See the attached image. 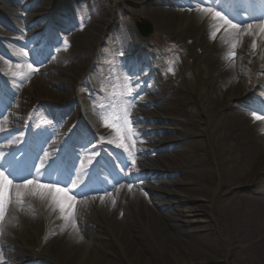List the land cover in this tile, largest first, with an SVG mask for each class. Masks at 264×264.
<instances>
[{
    "label": "bare ground",
    "instance_id": "6f19581e",
    "mask_svg": "<svg viewBox=\"0 0 264 264\" xmlns=\"http://www.w3.org/2000/svg\"><path fill=\"white\" fill-rule=\"evenodd\" d=\"M19 1L24 4V0H0V98L8 102L19 100L26 92L25 85L21 83L27 79L36 95V102L26 116L19 114V119H13V115L0 107V128L5 125L4 122H8V118L9 124L16 125L13 141L18 138L20 129L25 128L30 132L29 139L22 140L12 155L8 153L14 146L0 147V154L6 155L3 163L7 167L4 171L10 172V177L16 180L25 169L33 172L34 162L44 160L46 153L48 159L54 162V169L60 174L59 180L54 183L59 181V187L67 189L68 195L76 197L77 228L72 227L71 221L61 219L59 211H53V206L47 199L26 197L19 203L13 197L5 219L0 224V256L3 258L0 264H20L21 259L26 257L25 252H29L28 260L34 259V262L39 261L41 264L188 263L184 253L193 252L192 246L185 242L176 222L182 217L185 223H191L211 211L210 205L189 206L190 202L184 196L185 190L198 180L189 170L215 167H219L220 171L225 170L221 169L223 162L218 155H215L212 163L193 159L186 154V145L191 144L194 134L198 133L193 130V126L204 125L203 132L206 134L211 115L216 119L212 128L224 132L223 136L216 139L225 138L233 144V149L228 151L233 155L234 167L228 182L222 183L219 197L234 201V223L236 226L244 225L243 230L235 232L237 238L234 249L251 251L256 264H264V234L261 236L264 233V119H255L253 116L255 113L264 117V37L247 35L245 24L239 30H230L224 26L213 39L211 34L222 21L214 20L211 13L203 11L209 7V0L203 4L198 0H178L177 4L173 0H137L142 3L143 9H137L136 12L127 7L123 9L121 5L130 17L148 14L149 19L164 32L182 30L184 38L193 41L191 51L196 56L192 84L196 87L197 82V89L201 93L194 104L185 102L187 108L184 116L168 117L159 112L165 111V99L173 92L184 94V90L171 75L170 85L166 87L165 78L161 76L163 65L145 62L142 54L137 51L144 41L143 37L134 35L131 30L121 29V15L117 7H105L101 12L89 6V3L96 0H79L82 5L84 3L87 6L86 9L77 8L73 0H61L63 12H57V28L51 33L57 36L62 30L66 33L68 31L67 35L75 46H79L80 39L70 27L72 12L76 15L83 13L88 18V26L93 29V42L88 50L75 54L74 66H86L89 71L83 74L81 80L87 81L92 87L98 86L100 81L104 84L108 80L116 86V96L123 103V113H130L136 136L141 134L135 143L137 163L126 166L118 162L120 153L116 145L101 140L108 132L101 127L97 116L88 114L89 110L85 105L81 108L80 122L70 136L64 155L60 156L57 150L66 143L65 132L50 134V138L36 136L37 125L44 115L55 117L60 112L59 108L62 110L64 102L67 103L71 98V94L68 95L63 89L66 86L65 77L57 74H68L69 70L62 68L68 62L72 63V60L61 52H55V49L54 52L53 49L47 50V54L44 51L42 58H39L37 50L27 48L25 42L36 38L38 32H29L26 28L30 26V19L18 18ZM119 1L122 4L131 3L132 0ZM230 1L219 0L218 5L211 4L226 12L228 9L233 10ZM255 1L264 4V0ZM8 4H12L13 8L8 7ZM193 7L196 8L194 14L187 12ZM50 17L51 14L41 16L48 20ZM4 28L15 32L24 30L23 40H16L17 46L9 43L11 38L2 30ZM67 35L62 36L69 38ZM254 39L257 43L255 50L251 47ZM233 42L236 43V56L231 60L228 53L233 50ZM179 50L185 51V47L178 45L176 51ZM120 53L128 54L126 61L116 58ZM157 56H160L159 52ZM5 59L22 64V79L1 72L2 61ZM39 59L47 64L34 72L37 75L29 74L24 62L37 65ZM107 67L115 70L111 77L106 72ZM140 71L143 76L135 78L134 75ZM101 75L103 76L99 79ZM142 84L148 94L159 95V99L141 97L139 90ZM128 88L133 89L135 99L128 95ZM91 94L96 102L102 101L94 92ZM194 94L197 95V92L194 91ZM50 101H56L58 107L51 106ZM70 105H74L73 102ZM142 105L149 109L137 107ZM71 109L73 108H68V111L71 112ZM50 111L55 112L47 115ZM68 111H63V114ZM3 115H8V118L2 120ZM55 118L63 129L66 128L67 119ZM87 121L92 125V138L85 130ZM22 125L24 127L21 128ZM52 138L56 141L54 147L48 144ZM96 140L100 141V146L95 147ZM8 141L9 139L6 144ZM30 141H34L36 145L31 146ZM93 150L100 154V162L114 175L110 176L114 178V183H104L106 191L100 202L96 198L83 199L80 193L84 182L81 174L86 176V156ZM122 153L134 156L123 149ZM153 153L159 154L160 159L150 163L147 156ZM19 154H23L20 161ZM72 157L74 161L78 158L79 165L74 161L67 162ZM91 169L95 172L98 167ZM146 169L150 171H145ZM34 176L43 183H51L49 175L42 177L39 173ZM138 180L145 182L144 189L147 193L134 189L133 186L129 190V182ZM120 181L124 183L118 185ZM59 195L63 197L65 194ZM164 199L166 203L159 208V200ZM81 236L83 239H80ZM110 239L117 244L118 252L110 250ZM189 260L194 264V258Z\"/></svg>",
    "mask_w": 264,
    "mask_h": 264
},
{
    "label": "rangeland",
    "instance_id": "374dc122",
    "mask_svg": "<svg viewBox=\"0 0 264 264\" xmlns=\"http://www.w3.org/2000/svg\"><path fill=\"white\" fill-rule=\"evenodd\" d=\"M36 1L37 0H24V4L19 1L17 3H19L18 5L20 9L17 8V10L19 11V19L24 18L25 20H31L30 26L26 27L29 32H38L36 38L30 40L29 42H25L27 48L40 50L45 45V30L50 29V27L53 25L52 19H42L41 16H48V14H50L51 12V8L56 7L58 4L60 5L58 8V12L62 13L63 11L61 10V8L64 6L62 2H60V0H40L35 4V6H33ZM173 1L174 4L178 2V0ZM73 3H76L77 8L79 9L80 7H82L81 3L78 0H73ZM8 5V7L13 8L12 4ZM20 5H24V7ZM114 5L117 7L121 15L119 25L122 30H131L133 31L134 35H139L136 26V23L138 21L145 19L151 24L153 31L150 36L146 38L144 37L145 42L140 45L139 51L143 54L145 61L152 63H162L163 70L161 71V76L165 78L164 82L167 85L166 87L170 85L169 76L171 75L176 81V83L184 90V94L173 92L172 95L168 96L164 101L167 104V106H165L164 108L165 111L160 110L159 112L168 117H177V115L184 116L185 110L187 108L185 102L194 104V102H196L198 96H200L201 93V91L197 89L198 85L195 78L194 80L196 82V87H194L192 84V74L195 71L194 57L196 56V54L191 51L193 41L185 39L182 30H177L174 33L164 32L149 19L148 14L141 13L138 17H130V15L127 14L126 11L123 9L127 7L133 12H136L137 9H143L141 7L142 3L137 0H132L131 3L123 2L122 4L119 0H97V3L90 4V7L97 6L96 9L98 11H104L103 9L105 7L112 8ZM121 5H123V9L122 7H120ZM194 11L195 8L191 9L190 12L193 13ZM65 12L67 13L66 10ZM87 19L88 18L84 16L83 13L76 15L72 12L70 27L71 31L75 32L80 39L79 46H75L74 42L70 39V36L67 35L68 31L67 33H65L66 31L62 33L67 35L69 38L62 39L56 44L57 48L59 49V52H61L62 55L68 56L72 60V63L68 62V64L62 68L63 70L68 69V74H57V76L65 77L66 86H63V89L64 92L68 93V95L71 94V98L67 103L64 102L65 104H63L62 106V110L59 108L60 112L55 117L67 119V126L63 129L62 124L58 122L57 118L51 120L50 117L44 115V118L39 122V124H41V128L39 129L38 133L41 136H44L46 133H49L45 127L50 126L53 123L52 127H50V130L53 132V134L58 135L61 134V132H65L66 134L64 135L68 139L69 134L72 132L74 126L79 122V118L81 116L80 107L85 105L89 110L88 114L97 116V118L101 122V126L108 131L109 135L107 140H110L109 142L116 143L123 150L129 151L131 154H133L134 156L130 158V161H132V159L134 158L135 163H137L136 157L138 156L136 154V147L132 145V139L128 138L129 134L127 133V131H124L123 133L124 146H121V138L117 135L116 131L110 126L113 123L122 126L125 124L124 118L126 115L123 114V105L119 96L116 97L118 92L116 91V86L113 84H99L98 86H96L95 90L99 92V94H103V101H101V103H98L94 99H92L91 89L90 85H88V82H83L81 80L83 74L85 72H88L89 70L83 64L74 66L73 62L75 54L80 51L83 52L88 50V47H90L93 42V29L92 27L88 26ZM2 30L7 33L11 38V41L9 43L15 46H17L15 43L16 40H23L22 38H24V30H22L23 32H15L7 28H4ZM148 39L150 41H148ZM65 40L68 41L67 44L64 43ZM178 45H183L185 47V51H176ZM155 52H159L160 56H154ZM126 54L127 53H125L124 56H121L120 53L118 54V57L116 56V58H124L126 57ZM75 61L78 62L79 60ZM30 64L31 63L27 61L24 62V67H26V70L29 74L35 72L29 69L28 65ZM42 65L43 64H37L32 66L34 69H41ZM21 67L22 64H18V62H12L11 60H3L1 65V72L5 74L9 73L17 78L22 79L24 76V71L21 70ZM169 68L174 69V73L169 71ZM106 70L109 71L110 67H108ZM113 71L114 70H112V72ZM34 74L37 75L36 73ZM101 77L102 75L99 78L101 79ZM43 83L44 80L41 81V84ZM21 84L23 86L25 85L26 92L23 96L18 98L19 100L12 103V111L14 112L12 114L13 119H19V114H22V117L26 116L32 110L36 102V95L31 89V87H29L27 79L23 80ZM189 87L190 89H188ZM194 91L197 92V95L194 94ZM60 92L61 91H58V93ZM141 97H152L156 100L159 99V95H150L146 90L141 91ZM57 102L60 101L58 100ZM57 102L55 101L54 103V101H50V105L54 108H57ZM72 102L74 105H70L72 104ZM2 103L3 107L8 108L9 111L11 110L10 104H8L7 102ZM47 104L49 105V103ZM140 107L141 109H149V107L146 106ZM68 108H73L71 109V112L73 114H70L71 112L68 111ZM63 111H68V113L63 114ZM53 112L55 111H50L47 115ZM175 112L178 114H176ZM3 117L4 116H2V120L4 119ZM106 120L109 122L108 126H106L105 124ZM208 121L210 124L206 134L203 132V129L205 128L204 125H199L198 127L193 126V130L198 131V133L194 134V141L191 144L186 145V154L188 155V157H192L193 159L206 160V162L212 163L214 161L215 155H218L220 160L223 162L221 165V169L225 170L220 171L219 167H215L213 169L191 168L189 170V173L193 174L198 179L194 184H190L188 189L185 190L184 196L186 200L190 202L189 206L195 207L200 205H210L211 211L207 215L199 216L194 222L191 223H185L182 217H180V219L176 222V225L184 236L185 242L191 245L193 250V252H185L184 256L188 258L189 264H192V262L189 260L191 258H194V264H256L251 251L241 252L240 250L238 251L234 249V247H236L235 239L237 238L235 237V232L238 229L243 230L244 225L240 224L239 226H236L234 223V217L232 216L235 207L234 201L231 198L219 197L220 187L222 183L228 182L230 172L234 167L232 162L233 155L231 152L228 151L233 149V144L231 141L225 138L216 139L219 136H223L224 132L212 128L216 121L214 115H211ZM154 126L156 125L154 124ZM158 126L161 125L159 124ZM10 128H12L11 125ZM44 129L46 130L44 131ZM25 132L26 130L22 129L19 134V137H23L25 135ZM140 136L141 134L138 133V136H134L133 139H135V141H138ZM215 141L217 142L215 143ZM63 150L64 149L62 147L59 149L58 152L61 153L63 152ZM94 151L95 150L88 152L86 156L87 165H89V163H91L92 165L94 164L96 158V154ZM147 157L148 162L150 163L154 162V160L160 159L159 154L154 153L149 154V156ZM124 161L125 162L122 163L128 164V161ZM43 164L44 172H47L48 169H51V163L46 162ZM217 168L219 169L217 170ZM145 171L150 170L146 169ZM129 185H132L134 189H138L143 193H147V190L144 189L145 182L142 180H138L135 182L131 181L129 182ZM157 197L159 198L160 196L157 194ZM165 203L166 199L159 200V208H162ZM263 234L264 233H262L261 236ZM110 240V250L118 252L117 244L113 242L112 239ZM240 243L241 242H239V244ZM28 254L29 252H25L26 257L25 259H21L22 264H30V261L34 262V259L28 260ZM34 264L41 263L39 261H36L34 262Z\"/></svg>",
    "mask_w": 264,
    "mask_h": 264
},
{
    "label": "snow or ice",
    "instance_id": "6c2138e0",
    "mask_svg": "<svg viewBox=\"0 0 264 264\" xmlns=\"http://www.w3.org/2000/svg\"><path fill=\"white\" fill-rule=\"evenodd\" d=\"M199 3L203 4L208 2V0H198ZM211 3L217 4L219 3V0H211ZM203 11L211 13L212 18L214 20H220L222 23L220 25H217L216 31L212 32V38L214 39L216 37L217 32L220 30V28L227 26V29L230 30H239L240 25L235 24L232 22L231 19H228L227 16L223 15L221 12L216 11L212 7L204 8ZM261 22L259 24H253L248 23L246 28V34L256 36L259 35L261 37H264V17L260 18ZM65 44L68 43V41H64ZM251 47L253 50L256 49L257 43L254 39L252 41ZM236 43H232V51L228 53V58L231 60L235 59L236 56ZM123 53H121V56ZM29 69L32 71H38V69H34L33 66L30 64L28 65ZM169 71L174 73V69L169 68ZM128 95L133 97L135 99V96L133 95V89L128 88ZM264 111V109H262ZM253 116L255 119H264V117L257 116L255 113H253ZM125 124L119 125V124H111L110 126L116 131L117 135L121 138V146L123 145L124 131H127L128 138L132 139V144L135 146V139H133L134 136L137 135L135 130L132 127V121L130 119V113L126 114L125 116ZM106 126L109 125V122L105 121ZM45 155H47L45 153ZM132 165H135V159L133 158L131 161ZM7 167L6 164L3 163V160H0V224L5 219V216L7 214V209L9 205L12 202L13 197H15L16 201L19 203H22L26 197H39L41 200L47 199L50 202V205L53 206V211H59L60 218L65 221H71L72 227L77 228L76 220H75V211H76V197L72 195H68V190L62 187H59V181L56 183H41L40 181H37L35 179H29L27 177H18V179L21 181L19 183L14 182L13 179H10L9 176L11 173H5L4 168ZM44 168L43 162H41L40 169ZM40 169H33V172L30 173V175H36L39 174ZM45 176H47V172L44 173ZM71 182V181H69ZM132 185H129V190H131ZM64 193L65 195L62 197L59 194ZM103 197H101V200ZM115 203V201H113ZM123 215V213H121ZM0 232H2V228H0ZM80 239H83L81 236ZM3 258L0 256V262H2Z\"/></svg>",
    "mask_w": 264,
    "mask_h": 264
}]
</instances>
